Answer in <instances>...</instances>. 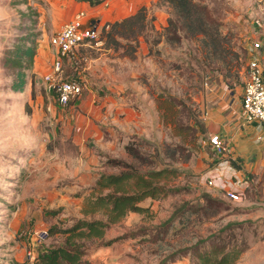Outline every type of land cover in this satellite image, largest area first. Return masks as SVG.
<instances>
[{
  "label": "rangeland",
  "instance_id": "374dc122",
  "mask_svg": "<svg viewBox=\"0 0 264 264\" xmlns=\"http://www.w3.org/2000/svg\"><path fill=\"white\" fill-rule=\"evenodd\" d=\"M198 1L208 20L219 25L216 45L209 39L205 45L201 34L187 35L166 1L165 25L155 28L147 16L135 39L119 38L117 47L104 40L99 50L89 52V59L101 56L92 60L95 73L83 78L80 97L93 89L99 102L119 96L128 106L118 113L102 106L100 113L108 116L103 122L77 105L80 97L61 106L29 67L24 71L31 84L12 89L16 69L5 66L4 57L24 36L35 45L41 35L40 10L33 0H0V264H32L40 243L64 240L61 232L50 233L51 227L63 229L76 217H104L83 209L88 197L110 189L97 187L101 173L127 168L112 158L138 170L174 168L173 174L156 178L174 189L142 199L143 211L112 222L101 239H80L93 264H192L197 244L211 242L242 246L233 264H264L259 186L250 182L240 199L231 200L203 177L216 158L206 143L205 115L220 95L240 99L253 41H260L256 53H262L264 5L258 0ZM132 44L136 48L129 52ZM118 75L123 80L128 75L130 85L123 91L112 89ZM126 144L135 148L134 154ZM203 192L222 201L209 217L199 207L206 205ZM116 236L109 245L100 243Z\"/></svg>",
  "mask_w": 264,
  "mask_h": 264
},
{
  "label": "trees",
  "instance_id": "16d2710c",
  "mask_svg": "<svg viewBox=\"0 0 264 264\" xmlns=\"http://www.w3.org/2000/svg\"><path fill=\"white\" fill-rule=\"evenodd\" d=\"M85 1L97 4L102 0ZM166 1L174 10L187 35L201 34L205 45L209 44V40L214 45L217 44V37L220 35L219 25L208 20L203 4L198 0ZM169 21L171 25L176 26L171 18ZM107 24L108 28H102L101 37L107 45L111 43L117 47L120 44L119 38L135 39L142 33L147 24L146 7L141 6L133 14ZM31 42L32 39L28 36L19 38L4 57V65L16 69L15 80L12 82V89L15 91H22L23 84L27 81L24 68L31 66L35 55V47ZM135 48V45H130L129 52ZM125 148L129 153H135V148L131 145L126 144ZM110 160L127 168L117 173H101L96 180L97 187L110 189L106 193L88 197L86 207L83 209L85 214L100 211L104 217H76L71 225L63 229L51 227L50 233L61 232L64 240L55 245L40 243L32 264H93L85 256L87 249L80 239L90 237L101 239L105 229L112 222L120 220L130 211H143L145 207L140 204L142 199L165 196L174 189L173 186L156 181V178L173 174L174 168L163 166L158 169L138 170L124 160L115 158ZM233 163L236 166V162ZM201 198L206 205H201L203 201L197 203L201 205L199 207L204 208L206 217L214 215L217 211L216 206L222 201L209 192H203ZM48 212L55 214L57 210L51 209ZM118 237L101 240L100 243L109 245ZM242 250L244 248L236 243L224 246L219 245L218 242H211L201 247L197 244L196 250H193L195 252L192 255V264H233L240 257Z\"/></svg>",
  "mask_w": 264,
  "mask_h": 264
},
{
  "label": "crops",
  "instance_id": "0c3cea01",
  "mask_svg": "<svg viewBox=\"0 0 264 264\" xmlns=\"http://www.w3.org/2000/svg\"><path fill=\"white\" fill-rule=\"evenodd\" d=\"M258 1L264 5V0ZM33 3L40 10L41 35L35 41V55L29 68L34 80L42 82L44 87L46 83L43 76L52 72V64L57 56V48L51 44L50 37L64 23L71 20L79 10H84L86 13L85 25H92L100 32L105 24L131 15L141 6L146 7L147 16L151 18L155 28H160L166 24L170 12V7L164 0H102L97 4H90L85 0H33ZM100 39L101 41L98 43L91 40L83 44L79 48V53L89 57V52H94L93 49L99 50L100 46L103 45L104 38L101 37V34ZM99 56L101 54L94 59L90 58L81 68L75 66L68 56L63 57L62 77L68 78L79 75L85 80L87 74L95 73L92 60L99 59ZM124 59L123 62L127 64L128 59ZM260 60L264 77V41ZM114 78L112 89L115 91H123L125 87L130 85V82L123 80L120 75ZM26 82L31 84L32 80L29 79ZM243 84L240 88V97ZM93 92L92 89L84 96L80 97V95L77 105L86 108L87 111H92L95 117H99L103 122H108V116L100 113L102 106L105 105L108 112L110 108L115 107L117 113L128 108L127 104L124 105L120 102L121 97L119 96L116 98L104 96L99 102V98L96 100ZM220 99L221 101L210 107L211 110L205 115L204 120L205 134L207 135L206 143L211 147L212 153L216 155L215 163L209 166L203 174L204 180L207 175L214 176L213 184H209V186L221 190L224 196L227 189L238 190L243 194L249 183L254 181L264 195V120H246L243 118L240 99L237 100L235 95L229 96L227 100L220 95ZM117 113L114 118H117ZM98 114L99 116H96ZM86 121L88 123L90 119ZM101 134L100 131L98 136L101 137ZM212 134H219L225 142L224 150L221 153L215 152L209 142V137ZM233 162H236V166Z\"/></svg>",
  "mask_w": 264,
  "mask_h": 264
},
{
  "label": "built area",
  "instance_id": "2783aa9c",
  "mask_svg": "<svg viewBox=\"0 0 264 264\" xmlns=\"http://www.w3.org/2000/svg\"><path fill=\"white\" fill-rule=\"evenodd\" d=\"M85 11L79 10L74 17L64 23L51 37L50 42L57 48V56L52 64V72L43 76L47 91L55 92V100L61 106H67L76 100L83 90V77L73 75L64 78L62 72V58L69 57L75 66L83 67L89 57L79 53V48L89 41L98 43L101 41V32L92 25H85ZM103 27L108 28V24ZM261 46L260 41L255 40L250 46L251 55L246 62V79L240 97L241 115L246 120H264V77L263 66L256 50ZM209 141L217 153L224 150L225 142L219 134H212ZM214 176H206L205 181L213 184ZM241 191L227 189L225 196L231 200L240 199Z\"/></svg>",
  "mask_w": 264,
  "mask_h": 264
}]
</instances>
